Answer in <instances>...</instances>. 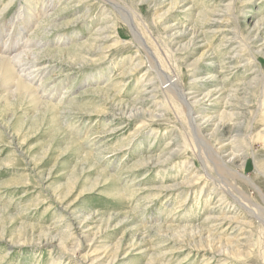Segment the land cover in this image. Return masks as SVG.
Masks as SVG:
<instances>
[{"label":"rangeland","instance_id":"1","mask_svg":"<svg viewBox=\"0 0 264 264\" xmlns=\"http://www.w3.org/2000/svg\"><path fill=\"white\" fill-rule=\"evenodd\" d=\"M117 1L137 14L136 26L165 69L195 91L189 97L198 98L197 116L212 117L205 134L227 124L225 136L219 130L210 141L235 140L230 146L247 155L245 176L254 184L207 161L217 181L234 183L225 197L192 149L165 154L188 128L186 108L170 106L160 91L142 92L153 77H143L146 65L120 76L147 53L116 3L48 0L47 8L46 0H0L1 43L32 36L54 66L38 87L45 104L0 90V264H82L90 253L103 264H264V222L238 218L236 202L264 219V108L257 110L264 100V0ZM19 10L21 21L14 20ZM220 11L217 34L208 21ZM107 20L116 32L110 28L99 51H90ZM175 25L178 38L168 28ZM141 97L155 102L150 109L159 118L130 111ZM200 152L208 158L204 147Z\"/></svg>","mask_w":264,"mask_h":264},{"label":"bare ground","instance_id":"2","mask_svg":"<svg viewBox=\"0 0 264 264\" xmlns=\"http://www.w3.org/2000/svg\"><path fill=\"white\" fill-rule=\"evenodd\" d=\"M50 1L51 0H49V2ZM111 1H113L114 3L117 4L118 7L117 6H115V7L119 8V9H121V11H123L122 14L126 18V19H124V18L123 19L126 22H128L129 26L133 30L136 42H138L142 47H144V49L146 50V53H147V56L145 57V59H142L137 64L132 66L129 71L127 70V71L122 72L120 74V76L121 75L126 76V74H128V73H133L134 71L138 70V68H140L142 65H146V70L144 72L143 77L145 76L147 78V73H150V75H153V77L151 78L150 84L148 83L144 87L142 92L151 93V96L154 97L160 91L164 94V99H166V101L170 103V106L172 104L180 103V105L183 104V106H185V108H186L185 109L183 107L186 110V113L188 115V122H189L188 128L185 129L182 132V134H180V135L177 134L178 140H176V141L174 140L173 142L170 141L172 143L167 144L166 151L168 150V152L165 154L169 155L173 152L172 154L176 155L183 148L192 149L193 152L195 153V155H197L201 159V161L203 162V168H202L203 175H206L207 179L211 180L214 183V189H218L219 192L225 197H228L231 195V189L234 186V183L231 182L227 177H225L223 181H217V179L213 176V174H211L209 172V167H208L207 161L211 162L216 167L223 168V169L225 168L227 170V173L229 174V176L231 178H233L235 181L242 179V180H246V181L254 184V182L251 180L250 177L245 176V171H246L245 169H247V168L244 165V163H242V162L247 155H245V157H244L241 154H236L235 151L233 152L234 148H233V146H230V145H232L235 142V140H224L223 139V136H225V133H226L225 131L227 129H229L227 124L226 123L217 124L216 128L212 134H210L209 136L205 134V130L208 129V127L210 125V121L212 120V117L211 116H207V117H201V116L198 117L197 116L198 112H196V110H195V106H196L195 102L198 100V98L193 97L191 99L189 97V96L193 95V93L195 92L193 90V88L184 86L183 82L180 80L181 78L176 73H169L165 69L163 62H162V59H160L161 57H158L156 52L154 50H152V48L148 47L149 44L146 40V37L143 36V34H142L143 30L140 27L136 26V24L134 22L137 18V14L135 12H131L129 8L121 5L117 0H111ZM45 3H47V8H48L50 6L48 3V0H46ZM229 3H231V1L228 2V6H227L228 9H232L230 7ZM225 5H226V3H225ZM28 9L29 8L26 9L25 13H27L29 11ZM22 15H24L23 11L19 10V12H17V15H16L14 20L19 19L21 21ZM25 18H27V17H25ZM210 19H211V21H208V20L207 21L211 23L210 27L215 29L216 30L215 32H217V34H218V32H221L222 29H224V27H222V24H221L223 22V12L222 11L215 12L214 15ZM108 23L109 22L107 20L104 25L100 26V28H98L96 30V33L94 36L95 38L91 42L92 47L89 48L90 51H92V50H95L97 52L99 51L98 45H100V44H98L99 43L98 41L104 40L103 36H102L103 34L108 33L111 30H112L111 32H116L115 23H113L112 25H107ZM110 28H111V30H109ZM168 28H174L175 31L172 33L173 36H175L177 38L180 36L179 33L181 32V30H180V28L177 29L176 25L173 27H168ZM22 30H24V29L22 28ZM48 30H50V28H48L47 31L44 30V33L48 32ZM53 30H54V28L51 27V31H53ZM35 33H36V31H34L33 35H35ZM196 35L200 36L201 33L196 32ZM78 36L79 35H77V37ZM194 36H195V34L193 33L192 37H194ZM105 37L107 38V36H105ZM10 40H12V39H8L6 42L4 41L3 43H1L2 39L0 38V82H2V84H4V86L1 87L0 90L6 89V91H8L9 93H14V94H19V92L24 91L25 93H27L28 95H30L31 97H33L35 99L36 104H41L43 102H46L43 100V98L45 99V97H42V95H39L38 87L40 85H43L46 81H48L47 79L45 81H43L42 80L43 76L45 75V72H47L48 69L53 68L54 66H53V63L50 60H46L45 57L42 56V53L40 52V50H38V48L40 46H42L41 42L35 41V38H33L32 36H30L26 40L25 43H22L21 40H19V41L15 40V42H13V44H12L10 42ZM90 41H91V39H90ZM6 49H8V50H6ZM96 49H98V50H96ZM95 51H93V52H95ZM96 55H97V53L95 54V56ZM86 57H88V56H86ZM231 69L233 70L234 66H231ZM255 78H257V77L253 78V83L255 84V85L253 84L254 85L253 87L256 86V87L261 88L262 82L260 81V79L258 81ZM204 79H205L204 76H198L195 80L201 81ZM36 83H38V86L34 85ZM258 91H261V90L258 89ZM208 96H209V94L206 97H208ZM17 97L18 96H12V98H17ZM47 102H49V101H47ZM49 103H47L46 105L49 106ZM144 103H146V104L144 105ZM43 104H45V103H43ZM228 105L232 106L230 104H227L226 107ZM258 105H259V107L257 110H261L262 108H264V100H263V102H261ZM144 106H146L148 109H146V107L143 108ZM152 106H155L154 101L146 102L145 99H143L141 97V98H138L137 100H135L134 106L132 108H130V111L133 112L134 115L140 114L141 116H145L146 114H149L152 118H156V117L159 118L160 114H155L156 110L152 111L150 109V107H152ZM235 106L239 107V108H237V109H239L238 117H240V118L243 117L245 115V113H244L245 111H244L243 107L240 108V106H238L237 104ZM235 106L233 105V108H235ZM53 108H55V107L53 106ZM125 113H123V114H125ZM129 116L132 117L133 114L132 115L129 114ZM232 116H234V114H232ZM245 117H243V118H245ZM254 117H256V116H254ZM180 120H181V118H180ZM252 123H253V120L251 121V124ZM251 126L253 127V124ZM219 130H223V131H220V134L222 133L224 135L222 137L216 138V140H215V141H217L216 145L212 144L210 140L218 134ZM230 130H231V128H230ZM229 132H231V131H229ZM240 136H242V135L238 134V135L234 136L235 139H238V142L240 141V139H239ZM181 138L184 140V146H181L182 145L181 140H180ZM195 145H197L198 149L196 148ZM234 145L237 146V143H234ZM203 147L205 148V151L208 152V155H207L208 158H206V159L201 155V152H200L203 149ZM243 154H246V152H244ZM159 156L160 155H158L156 157V159L160 160ZM140 162H141V164H147V162H145L144 160H142ZM156 163H158V161ZM192 182L194 183V181H192ZM236 202L239 203V205H241V207H242V210L239 211V214H238L239 217L238 218L243 217V216L246 217V215H248L250 217V219L257 220L260 222H264V219H262L259 216L257 211H255V209H253V207L251 205L244 203V202H241L239 200H236ZM244 210H246L247 212H243ZM228 225H230V223ZM234 250H236V249L234 248L233 251ZM77 251H78V249L71 252L70 255L76 256L75 252H77ZM214 252H217V251H214ZM66 254H69V252H66ZM103 260H104V258L98 257L97 255L95 256V255L90 253V254L85 255L80 260V262L82 264H103Z\"/></svg>","mask_w":264,"mask_h":264}]
</instances>
